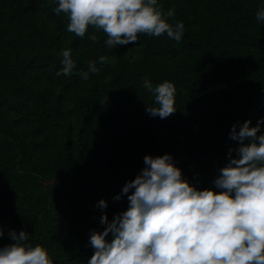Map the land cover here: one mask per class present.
Here are the masks:
<instances>
[{
	"label": "trees",
	"instance_id": "1",
	"mask_svg": "<svg viewBox=\"0 0 264 264\" xmlns=\"http://www.w3.org/2000/svg\"><path fill=\"white\" fill-rule=\"evenodd\" d=\"M157 3L173 27L183 22L179 42L139 33L109 47L102 30L69 32L58 0H0V247L24 231L53 264H88L91 234L127 210L122 189L146 155L169 154L191 186L219 192L220 169L238 156L233 126L264 134V0ZM64 49L76 67L57 76ZM90 62L99 72L84 80ZM145 78L174 84L172 115L147 112L158 105Z\"/></svg>",
	"mask_w": 264,
	"mask_h": 264
},
{
	"label": "clouds",
	"instance_id": "2",
	"mask_svg": "<svg viewBox=\"0 0 264 264\" xmlns=\"http://www.w3.org/2000/svg\"><path fill=\"white\" fill-rule=\"evenodd\" d=\"M54 12L68 16L67 29L78 37L90 26L102 30L109 47L135 44L139 33H166L179 42L184 32L183 22L173 27L167 20L174 11L165 16L157 0H58ZM256 19L264 21V8ZM89 38L93 43L98 39L95 34ZM62 56L56 75H71L76 67L71 50L64 49ZM99 60L104 63L106 57ZM88 69L80 73L84 80L89 72H99L95 62ZM143 87L154 93L158 105L146 108L151 116L164 119L176 111L172 82L153 87L145 78ZM249 123L239 133L233 126L230 135L240 141L238 156L220 169L214 181L219 192L191 186L169 154L146 155L141 173L122 189L128 194L127 210L111 223L102 215L107 227L91 234L95 251L88 264H264V134L257 135L259 124ZM99 207H107L103 199ZM109 232L111 242L105 240ZM11 239L13 243L0 247V264H53L43 246L27 243L24 231L11 233Z\"/></svg>",
	"mask_w": 264,
	"mask_h": 264
}]
</instances>
